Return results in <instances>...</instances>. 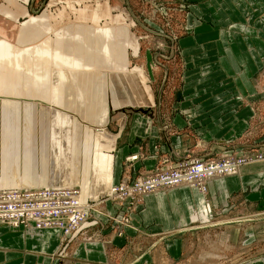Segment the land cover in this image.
<instances>
[{
  "label": "crops",
  "instance_id": "0c3cea01",
  "mask_svg": "<svg viewBox=\"0 0 264 264\" xmlns=\"http://www.w3.org/2000/svg\"><path fill=\"white\" fill-rule=\"evenodd\" d=\"M65 1L74 12L82 15L79 19L82 21H75L72 25L75 32L69 38L67 35L65 39H55L53 50H49L46 43L14 50L6 38H0V87L3 92L9 90L7 93H11L5 100L12 103L13 108L19 110L23 105L24 115L27 108L29 111L36 105L54 112L59 119V131L65 130L64 138L54 140L57 142L54 148L62 149L61 153L57 152L58 157L65 159L70 156L68 165L71 169H76V163H81L77 175L82 201L107 195L112 185L122 180V162L133 147L129 145L135 143L136 138H142V142L137 144H144L150 156L134 161L132 172L127 176L130 179L137 178L145 168L155 164L153 155L159 151L183 153L204 141L210 153H220L226 144L239 139L255 115L253 105L264 96V0H188L196 3L197 12L191 9L193 13H188L185 24L187 33L176 42L182 67L179 98L171 104L173 133L162 137L159 128L156 130L151 125L146 126L142 117L136 115L134 120L130 118L132 124L129 123L128 136L131 139L124 147H118L113 157L111 154H98L94 158L98 166L94 162L93 176L88 182L89 164L80 161V149L75 138L71 140L72 152L68 156L64 154L70 141L67 138L69 128L76 132L81 127L103 128L98 130L102 135L91 130L87 133L88 138L92 140L90 134H96L99 138L107 139V135L112 142L114 136L108 135L106 125L99 122L100 117L106 119L109 102L112 108L129 103L117 101L115 85L130 91L140 105L151 103V92L142 68L125 70L128 32L123 23L126 18L117 20L119 25L116 26L113 11L117 10L109 6L106 0H94V6H83L82 11H75L73 4L89 0ZM7 4L0 6V13L11 19L27 12L26 5L19 4L17 0H7ZM46 22L47 17L43 14L32 17L20 31V39L25 42L39 37V28ZM129 39L136 51L137 42L133 36H129ZM23 42L20 41V45ZM31 52L35 54L32 63L29 58ZM112 53L109 62L114 63L112 70L115 71L109 72L108 82L104 80L101 57L110 58ZM50 61L55 62L56 69L50 76L52 80L49 81L48 93L45 91L48 84L42 77H38L41 79L38 82L35 75L37 69L47 70L53 66ZM111 66L105 65L106 68ZM260 73L263 82L259 89L255 80ZM37 90L40 91L38 95ZM160 105L159 96L158 110ZM16 116L19 117L20 113H16ZM78 136L75 133V137ZM59 166L65 168L66 163L62 161ZM44 172L45 169H41L35 180L31 179V173L28 177L8 174L0 178V186L65 185L64 179L56 181L58 179L44 178ZM262 197L264 161L242 165L234 175L211 179L207 182L204 197L198 189L184 185L148 193L128 215L130 225L123 227L121 235L110 230L95 232V237L102 242L78 240L66 250V259L54 255L60 245L59 230L0 224V264H182L184 260L185 264H198L193 255L195 243L187 245L184 242L186 233L187 237L192 238L197 231H201L198 224L203 220L217 222L220 217L228 218L231 209L237 211L238 214L232 213L237 218L239 213L251 209V206L261 205ZM222 209L224 213L221 215ZM122 211L125 212L124 206L117 207L103 200L95 203L94 215L100 220L102 229L110 223L109 215L118 216ZM241 223L220 224L217 230L223 231L219 232L213 229L214 225L206 229L205 234L209 239L206 243L214 245V242L220 241L222 245V253L216 256L213 251V259L219 257L222 264H264V255L252 258L241 256L244 254L242 233L246 231L240 226ZM184 227L187 229L181 234L160 235ZM249 230L253 247L260 248L255 241L264 235V223H254ZM91 232L93 227L86 231ZM214 263L211 260V264Z\"/></svg>",
  "mask_w": 264,
  "mask_h": 264
},
{
  "label": "rangeland",
  "instance_id": "374dc122",
  "mask_svg": "<svg viewBox=\"0 0 264 264\" xmlns=\"http://www.w3.org/2000/svg\"><path fill=\"white\" fill-rule=\"evenodd\" d=\"M106 1L108 2L109 6L115 7L117 10L113 11V15L116 16L114 17L116 19L113 20L116 26L119 25L117 23V20H119L121 17L126 18L125 22L123 23V26H127L126 28L128 32V37L125 41L127 53V65L125 67V70L129 71L134 67H140L145 71L147 85L149 86L151 92V103L140 105L139 103L135 102V100L133 99L134 97H132L130 91L127 92L125 91L126 89L122 86L120 88L118 85H115L118 97L117 101H129V103L116 105L115 108H112L111 103L109 102L110 100L108 101L109 105L106 102L108 109V111L106 112V119L104 120L103 117H100L99 122L106 125L109 136H114V138H112V142L108 140L109 137L106 134L105 135L107 139L99 138L98 135L96 136V134H90L92 140L88 138L87 133L89 131L95 130L100 135H102L98 130L103 128H98L96 126L81 127L78 132L73 131L69 128L67 132V138L70 141L67 142L68 147L65 148L66 151L64 152V154H67L68 156L72 152L71 140L75 138V141H78L76 144H78V148L80 149V161H84V163L87 162V164H89V169H87V171L89 172L87 177L88 182H91L93 176V168H95L93 164L94 162L96 164L98 162L97 159L94 158H97V155L100 153H102L103 155L111 154L113 157L117 148L124 147L128 143V140L131 139V136H128V134H130L129 123L132 124V120L135 119L136 115L142 117V120L146 124V126L151 125L152 128L154 127L156 128V130L158 127L162 137H164V135L168 136L169 134L173 133V129L171 126V104L174 100L179 98V88L181 82L180 69L182 67L179 48L176 42L179 37L187 33V27L185 26V24L187 21L188 13L190 14L192 10L194 12H197L196 3L188 2V0ZM205 1H203L202 4H204ZM17 2L21 5H26L27 12L24 15H21L20 17L16 16L15 18L11 19L8 15L0 13V38H6L11 43L14 50L22 49L25 47L31 48L33 45H39L41 43H46L45 45L47 46V48H49V50H53L54 46L52 45V43L55 41V39H65L67 35L69 38L72 33L75 32L72 25L77 21H82L79 20L80 16L82 15L74 12L65 0H17ZM1 5L7 6V0H0V6ZM73 6L75 11L76 9L82 11L81 8L83 6H94V0L74 3ZM42 14L47 17V22L44 24V26L39 28V37L23 42V40L20 39L19 35L25 23L32 17H37ZM67 15H69V17ZM65 18H68V20H65ZM65 22L69 23L65 24ZM129 36H133L138 44L136 51H134L133 47L131 46ZM45 39L47 40L44 41ZM20 41L23 42V45H20ZM112 55L113 53L110 55V58H104L109 56L101 57V69L105 73L104 80L106 79L108 82L109 72L115 71L112 70L114 63L111 61L109 62V60L112 58ZM30 56V62L32 63L35 58V54L31 52ZM49 57L54 60L52 56ZM50 63L53 66H50L49 68H47V70L37 69L35 75L36 79H38V77H42L45 83L48 84L45 87V91L48 93L50 84L49 81L52 80L50 76L52 74V71L56 69V67L54 66L56 65L55 62L50 61ZM105 65L112 66L110 68H106ZM261 74L262 73L258 74L255 80L256 85L259 87V89L263 82L261 79ZM40 81L41 79H38V82ZM7 91L3 92V89L0 87V178L5 177L8 174H13L15 176L24 174L26 177H28V175L30 176L31 173V179L35 180L34 178L39 175L41 169H45L44 174L46 175V177L44 178L49 177L50 180L58 179L56 181L64 179L63 182H65V185L57 184V186L77 187L81 192V188L79 187L80 184H78L79 177L77 175L79 174L77 168L79 169L81 163L80 165L76 163V169H71V166L68 165L70 156H68V158L66 157L65 159H62L58 157L57 153H61L62 149L54 148L57 144V142H55L54 140H58V137H65H63V135L65 134V130H62L61 132L59 131V119L54 116V112H52V110L48 108H46V110H43L39 107L40 105H36V107H32V109L29 111L27 108V113L24 115L25 109L23 105L18 110V108H13V106L10 105L12 103H9L5 100L7 95L11 96V93H7ZM69 92H71V88H69ZM39 93L40 91L37 90V95ZM159 96L161 97L160 110L157 109ZM253 106L255 115L254 117L252 116V118L248 122V126L245 128L239 139L235 140L233 143L226 144V147L223 148L220 153H210L209 146L204 141L196 143L195 145L186 149L184 152L182 151L183 153H174L173 151L161 153L159 151L157 154L155 153L153 155L155 164H153L151 167L145 168L146 170H143L141 174L147 173L150 169L155 170L157 168H163V162L165 160L167 161L168 158L169 161L176 162L177 160L186 158L191 154L213 158L219 156L224 151H229V153L235 155L244 153V155H246V157L248 158V161H246L245 164L264 161V96L259 100H256ZM139 108L143 109L144 112L142 113L137 110ZM16 113H20V116L17 117ZM159 117L160 121L158 122ZM56 122H58V124ZM69 127H71V125H69ZM75 133H78L80 137H75ZM79 139H81L82 141H79ZM134 142L135 143L129 145L130 147H133L130 153L124 158L122 162V179L127 178L129 172H132L131 166L136 162V160L139 161V159H147L148 156H150L149 152L145 149L144 144H137V142H142V138H136ZM236 147H241L242 149H233ZM62 161L66 163L65 168H60L59 166ZM55 162H57L56 165L53 164ZM42 165H44V168ZM241 166L238 167L237 172L239 171ZM225 176H218L214 177L213 179ZM135 179L136 178L130 179V181H134ZM3 187L36 188L46 186L44 184H36L31 186H0V188ZM201 195L204 197L205 194L201 193ZM103 197H100V195L95 198L89 197L88 202L95 203ZM261 202V205L257 207L251 206V209L239 213L240 215H238L237 218H235L236 216L233 215L236 214L237 211L235 209H231V214H229L228 212V218L222 219V217H220L218 218L217 222L203 220L200 224H198L199 227H201L199 228L201 229V231H197V233L192 238L187 237L188 235L186 233L184 242L187 245L195 243L196 248L193 252V255L196 262H198V264H211V260H213L215 262L214 264H222L219 257L213 259L215 257L213 251H215L216 256H219L222 253V245H220V241L214 242V245H211L212 243L207 244L206 241H208L209 239L205 234L206 229H210V226L214 225L213 227L215 228L213 229H216L215 231L219 232L223 231L217 230L220 228V224L224 225L240 222H242L240 226L246 230L242 233L243 239L241 240L242 242H244V254H242L241 256H244L245 258L263 256L264 235L262 234L255 241L257 242V244H260V248L253 247V241L250 239L252 237V234L248 232L250 231L249 229L254 223H264V197L261 198ZM134 209L127 208V215H130V213H132ZM122 212L124 213V211ZM220 212V214L222 215V213H224V210L222 209ZM121 215V213L118 214V216ZM114 216L118 217L116 215ZM93 217L96 216L93 214ZM108 220L110 223L105 224L106 228L101 229L100 220L88 219L84 227H82L78 231H74L71 237L67 238L65 241L60 240V245L54 255L60 256L62 257V259H66L64 257L66 250L69 247L71 248V246L74 245L78 240H95L97 242H102L98 237H95V232H98L100 230L101 232L104 230H110L116 235H121L123 227L130 225L129 216L128 222L126 224L117 223L112 219ZM92 227L93 232H91V234L86 233V231L88 229H91ZM186 229L187 227H184L183 229H179V231H167L161 233L160 235L168 236L170 234H181ZM185 262L186 260L182 261V264H185Z\"/></svg>",
  "mask_w": 264,
  "mask_h": 264
},
{
  "label": "built area",
  "instance_id": "2783aa9c",
  "mask_svg": "<svg viewBox=\"0 0 264 264\" xmlns=\"http://www.w3.org/2000/svg\"><path fill=\"white\" fill-rule=\"evenodd\" d=\"M241 155V156H239ZM222 152L217 157H202L191 154L172 162H163V168L148 170L134 181L123 178L112 185L109 193L96 201L108 200L117 207L124 206L121 216L109 215L113 221L126 224L127 208L134 209L143 197L152 192L167 190L177 186L196 187L201 192L209 180L218 176L233 175L248 161L246 155ZM94 202L82 201L77 187H36L0 189V224L24 228H53L61 232V240L71 237L74 231L84 227L93 217ZM94 204V205H93ZM126 213V214H125ZM61 229V230H60Z\"/></svg>",
  "mask_w": 264,
  "mask_h": 264
},
{
  "label": "water",
  "instance_id": "95a60500",
  "mask_svg": "<svg viewBox=\"0 0 264 264\" xmlns=\"http://www.w3.org/2000/svg\"><path fill=\"white\" fill-rule=\"evenodd\" d=\"M137 110H139L140 112H144V110L143 109H141V108H139V109H137ZM137 110H135V111H137ZM67 184V183H66ZM45 186H57V184H50V185H45ZM9 189V188H13V187H3V188H0V189ZM16 188V187H15ZM18 188V187H17Z\"/></svg>",
  "mask_w": 264,
  "mask_h": 264
},
{
  "label": "bare ground",
  "instance_id": "6f19581e",
  "mask_svg": "<svg viewBox=\"0 0 264 264\" xmlns=\"http://www.w3.org/2000/svg\"><path fill=\"white\" fill-rule=\"evenodd\" d=\"M158 46V45H157ZM160 47V46H159ZM193 188H195L196 189V187H193ZM199 192H201V191H199ZM205 192H206V189H205V191L204 192H201V193H204L205 194ZM81 199V198H80ZM29 229V228H28ZM61 230V229H60Z\"/></svg>",
  "mask_w": 264,
  "mask_h": 264
}]
</instances>
